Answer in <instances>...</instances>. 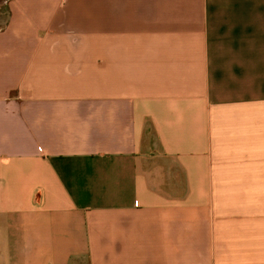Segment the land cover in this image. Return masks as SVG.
I'll use <instances>...</instances> for the list:
<instances>
[{
    "label": "crops",
    "instance_id": "crops-1",
    "mask_svg": "<svg viewBox=\"0 0 264 264\" xmlns=\"http://www.w3.org/2000/svg\"><path fill=\"white\" fill-rule=\"evenodd\" d=\"M0 264H264V0L0 2Z\"/></svg>",
    "mask_w": 264,
    "mask_h": 264
},
{
    "label": "rangeland",
    "instance_id": "rangeland-1",
    "mask_svg": "<svg viewBox=\"0 0 264 264\" xmlns=\"http://www.w3.org/2000/svg\"><path fill=\"white\" fill-rule=\"evenodd\" d=\"M2 1H4V0H0L1 3H2Z\"/></svg>",
    "mask_w": 264,
    "mask_h": 264
}]
</instances>
